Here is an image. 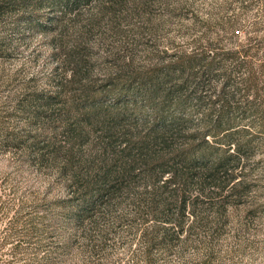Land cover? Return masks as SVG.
Wrapping results in <instances>:
<instances>
[{
  "label": "trees",
  "instance_id": "1",
  "mask_svg": "<svg viewBox=\"0 0 264 264\" xmlns=\"http://www.w3.org/2000/svg\"><path fill=\"white\" fill-rule=\"evenodd\" d=\"M154 1L0 0V59L11 33L38 31L66 66L46 86L11 88L0 67V159L55 187L44 202L0 176V264H57L71 248L96 264L119 247L112 264H187L190 244L207 264L236 219L245 162L264 144V24L204 17L142 59L121 42L92 74L93 28L117 35Z\"/></svg>",
  "mask_w": 264,
  "mask_h": 264
},
{
  "label": "rangeland",
  "instance_id": "2",
  "mask_svg": "<svg viewBox=\"0 0 264 264\" xmlns=\"http://www.w3.org/2000/svg\"><path fill=\"white\" fill-rule=\"evenodd\" d=\"M227 15L236 18L237 25L243 30H249L255 20L258 21L255 25H263L264 0H155L138 16L121 18L117 35L110 34L105 24L93 28L87 39L90 72L97 75L111 65L113 58H119L124 50L120 48L121 42L134 52L136 58L142 59L146 48L161 47L170 44L171 40L183 41L190 37L195 31L192 21L200 23L201 19L209 17L219 22ZM115 36L118 47L114 46ZM10 38L14 49L0 59L4 72L14 75L13 82L8 85L10 88L20 85L27 77H31L27 83L46 86L53 81L52 76L66 70L65 65L55 67L59 54L55 52V41L48 33L37 31L23 37L11 33ZM3 174L16 181L19 192L35 191L44 202L55 194V187L48 185L51 181L48 175L32 167L17 170L5 157L0 159V176ZM244 178V191L235 211L237 217L226 223L224 231L217 236L207 264H264V144L252 149L245 162ZM71 249L57 264L93 263L75 248ZM108 249L103 252L107 254L106 259L96 264H112L116 255L124 254L120 247L116 252L108 253ZM206 250L190 244L186 249V263H201Z\"/></svg>",
  "mask_w": 264,
  "mask_h": 264
}]
</instances>
